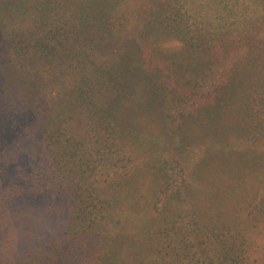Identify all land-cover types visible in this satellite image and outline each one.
<instances>
[{
    "label": "trees",
    "instance_id": "trees-1",
    "mask_svg": "<svg viewBox=\"0 0 264 264\" xmlns=\"http://www.w3.org/2000/svg\"><path fill=\"white\" fill-rule=\"evenodd\" d=\"M51 195L0 264H264V0H0V237Z\"/></svg>",
    "mask_w": 264,
    "mask_h": 264
},
{
    "label": "rangeland",
    "instance_id": "rangeland-1",
    "mask_svg": "<svg viewBox=\"0 0 264 264\" xmlns=\"http://www.w3.org/2000/svg\"><path fill=\"white\" fill-rule=\"evenodd\" d=\"M176 44L178 45L177 41L169 40L165 45L172 49ZM68 206V201L55 195L31 203L27 201L15 204L10 215L9 227L0 237V255L5 257L14 255L16 245L13 247L11 242L14 243L15 238L22 250L31 247L36 239L51 236L62 223L61 213L66 215L70 212Z\"/></svg>",
    "mask_w": 264,
    "mask_h": 264
}]
</instances>
